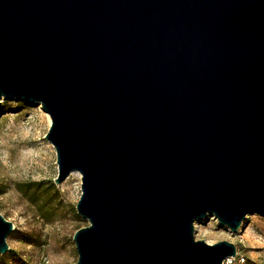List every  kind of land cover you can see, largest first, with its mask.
Returning a JSON list of instances; mask_svg holds the SVG:
<instances>
[{
	"label": "water",
	"instance_id": "obj_1",
	"mask_svg": "<svg viewBox=\"0 0 264 264\" xmlns=\"http://www.w3.org/2000/svg\"><path fill=\"white\" fill-rule=\"evenodd\" d=\"M2 99L81 174L74 264H223L195 222L264 216V0H0Z\"/></svg>",
	"mask_w": 264,
	"mask_h": 264
},
{
	"label": "rangeland",
	"instance_id": "obj_2",
	"mask_svg": "<svg viewBox=\"0 0 264 264\" xmlns=\"http://www.w3.org/2000/svg\"><path fill=\"white\" fill-rule=\"evenodd\" d=\"M44 113L40 104L23 100L0 103V213L14 225L0 264H74L77 251L72 235L88 224L75 209L81 176L70 173L54 182L56 153L44 136L50 125L43 123ZM44 146L51 152L47 161L38 170L27 159L26 167L22 161L27 154ZM195 227L196 239L234 243L238 255L232 264H264V216L248 214L236 233L218 224L213 215L197 220Z\"/></svg>",
	"mask_w": 264,
	"mask_h": 264
},
{
	"label": "bare ground",
	"instance_id": "obj_3",
	"mask_svg": "<svg viewBox=\"0 0 264 264\" xmlns=\"http://www.w3.org/2000/svg\"><path fill=\"white\" fill-rule=\"evenodd\" d=\"M44 112H45V111H44ZM44 115H45V120L43 121V123H44V124H46L47 122L50 123V122H51V121H50V119H51L50 115H49L47 112H45ZM41 149H42V150H40V149H34L32 154H27V157H25V158L23 159V161H22V162H24V165H26V167H27V165H28V163H27V159H28V160L31 159V161L33 160V162H31V166H32L33 168L38 169V170L40 169L42 163H43L44 161H47V158L50 157L51 152H50V150H49L46 146H44V148H41ZM26 167H25V168H26ZM28 167H29V166H28ZM71 173H73V174H75V175H78L79 178H80V176H81L80 172L77 171V170H74V171H72ZM195 228H196V227H195Z\"/></svg>",
	"mask_w": 264,
	"mask_h": 264
},
{
	"label": "built area",
	"instance_id": "obj_4",
	"mask_svg": "<svg viewBox=\"0 0 264 264\" xmlns=\"http://www.w3.org/2000/svg\"><path fill=\"white\" fill-rule=\"evenodd\" d=\"M237 255H238V252H237V254H236L234 257H233V256H229V257H227V258L223 261V264H232V263H233V260L236 259ZM241 259L243 260V258H241Z\"/></svg>",
	"mask_w": 264,
	"mask_h": 264
},
{
	"label": "trees",
	"instance_id": "obj_5",
	"mask_svg": "<svg viewBox=\"0 0 264 264\" xmlns=\"http://www.w3.org/2000/svg\"><path fill=\"white\" fill-rule=\"evenodd\" d=\"M2 193V191H0V194ZM9 250V249H8Z\"/></svg>",
	"mask_w": 264,
	"mask_h": 264
}]
</instances>
